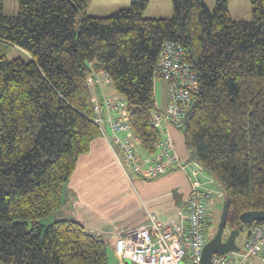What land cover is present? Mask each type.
I'll use <instances>...</instances> for the list:
<instances>
[{
    "label": "trees",
    "instance_id": "1",
    "mask_svg": "<svg viewBox=\"0 0 264 264\" xmlns=\"http://www.w3.org/2000/svg\"><path fill=\"white\" fill-rule=\"evenodd\" d=\"M87 2L17 0L7 15L0 0V264H109L100 236L55 218L77 157L101 135L87 79L92 70L108 75L139 147L152 154L162 137L152 123L153 72L169 41L198 82L179 130L223 187L227 233L264 222L238 219L264 209V0H250L249 20H233L228 0L212 9L171 0L168 18L143 17L149 0H130L108 16L85 15L76 32ZM9 45L27 59H7Z\"/></svg>",
    "mask_w": 264,
    "mask_h": 264
},
{
    "label": "built area",
    "instance_id": "2",
    "mask_svg": "<svg viewBox=\"0 0 264 264\" xmlns=\"http://www.w3.org/2000/svg\"><path fill=\"white\" fill-rule=\"evenodd\" d=\"M153 81L164 82L165 106L153 113V126L162 137L155 143L154 152L147 154L139 147L138 136L131 129L124 98L106 92L105 88L111 87L108 75L92 70L87 79L96 112L93 121L100 134L117 146L123 159L142 178L157 177L186 166L176 153L167 129L168 125L181 129L198 89L195 72L179 43L169 41L162 45ZM190 174L189 191L179 211L165 220L146 212L144 224L114 237L116 255L130 264H200L201 251L208 240L205 232L208 205L213 198H223V192L216 187L215 177L194 158ZM237 246V250L212 254L210 264H264V222L247 228L242 245Z\"/></svg>",
    "mask_w": 264,
    "mask_h": 264
},
{
    "label": "crops",
    "instance_id": "3",
    "mask_svg": "<svg viewBox=\"0 0 264 264\" xmlns=\"http://www.w3.org/2000/svg\"><path fill=\"white\" fill-rule=\"evenodd\" d=\"M161 84L164 97L159 105L164 108L165 90L164 83ZM105 89L109 94L115 92L112 87ZM167 129L181 162L186 163L185 168L176 167L157 177L142 178L123 159L117 146L100 135L90 141L86 153L77 157L65 184L55 218L61 214L73 217L86 231L100 236L107 246L109 264H127L126 259L114 252V237L118 233L144 224L148 211L160 220L173 217L188 194L191 151L179 129L169 125ZM106 132L109 134L108 129ZM219 189L223 192L221 185Z\"/></svg>",
    "mask_w": 264,
    "mask_h": 264
},
{
    "label": "rangeland",
    "instance_id": "4",
    "mask_svg": "<svg viewBox=\"0 0 264 264\" xmlns=\"http://www.w3.org/2000/svg\"><path fill=\"white\" fill-rule=\"evenodd\" d=\"M209 9H212L216 0H203ZM130 0H88L87 6L83 10H79L76 16L75 30H79V22L85 16H108L120 8L129 6ZM228 12L233 20H249L251 18V4L250 0H228L227 3ZM4 13H16L17 0H4ZM14 13V14H15ZM143 17L147 18H164L172 16L171 0H149L142 13ZM7 59L15 57H21L27 59L26 54L15 46H7L6 48ZM154 95L156 98V104L161 108V102L164 97L162 84L160 81L154 83ZM160 104V105H159ZM219 183L217 188H219ZM223 190V187L221 186ZM223 200L213 198L208 205V223L206 225V237L209 239L216 231V226L219 221L220 212L222 209ZM51 216V215H50ZM49 216V217H50ZM43 218L40 220L44 225L49 224L51 220ZM228 229L225 227L222 238L227 236ZM245 238V231H242L235 239L238 245H242Z\"/></svg>",
    "mask_w": 264,
    "mask_h": 264
},
{
    "label": "water",
    "instance_id": "5",
    "mask_svg": "<svg viewBox=\"0 0 264 264\" xmlns=\"http://www.w3.org/2000/svg\"><path fill=\"white\" fill-rule=\"evenodd\" d=\"M194 158V153L191 151V159ZM228 201H223L222 209L219 216V221L216 226L215 233L205 242L201 251L200 264H210V258L214 253H225L231 250H237L236 237L239 235V228L231 229L225 239L222 238L226 226V213ZM238 219L241 224H248L253 221L264 220V209H249L239 214ZM127 264H130L126 260Z\"/></svg>",
    "mask_w": 264,
    "mask_h": 264
}]
</instances>
